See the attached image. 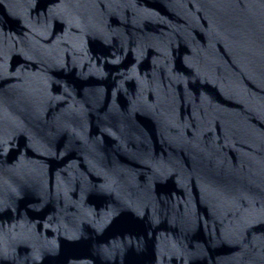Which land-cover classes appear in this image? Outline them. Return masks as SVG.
I'll return each instance as SVG.
<instances>
[{
    "label": "water",
    "instance_id": "water-1",
    "mask_svg": "<svg viewBox=\"0 0 264 264\" xmlns=\"http://www.w3.org/2000/svg\"><path fill=\"white\" fill-rule=\"evenodd\" d=\"M0 264H264V0H0Z\"/></svg>",
    "mask_w": 264,
    "mask_h": 264
}]
</instances>
